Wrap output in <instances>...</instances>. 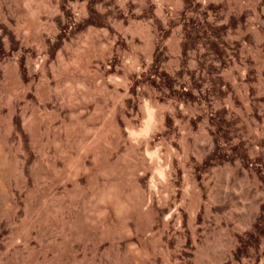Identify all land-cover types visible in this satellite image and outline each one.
<instances>
[{
  "label": "rangeland",
  "instance_id": "1",
  "mask_svg": "<svg viewBox=\"0 0 264 264\" xmlns=\"http://www.w3.org/2000/svg\"><path fill=\"white\" fill-rule=\"evenodd\" d=\"M33 1L36 5V0H10L14 14L11 29L20 25L19 34L27 37L29 44L35 47L37 33L26 24L27 16L21 13V9H28L27 6ZM125 1L100 0L101 12L92 9L91 21L83 18L79 25L71 12H59L55 19H61L59 22L63 19L65 27L60 29V33L56 27L48 31L56 47L48 64L54 63L59 50L65 61L67 57L70 59L73 52L81 55L76 66V77L84 80L82 82L86 89L79 92V96L77 94V109L74 107L77 111L86 110L82 117H89L85 120L91 132L89 137L93 135V129L109 117V120L117 121L124 137H129L124 129V115L139 112L143 116L141 104H159L163 108L167 116L166 125L158 133H152L150 138L153 135L152 144H170L174 153H180L186 159L184 165H180L179 159L172 160L176 167L173 182L177 184L174 183L177 191L173 201L177 200L168 203L173 205L170 209L161 204L158 195L144 201L140 189L147 177L138 174L142 162H137V155L132 151L134 145L130 147L121 138L117 142L113 125V130L111 125H106L109 128L104 126L102 145L104 172L100 173L95 165V151L91 150L88 154V165L93 167L92 170L89 168L86 192L87 237L80 242L79 239L75 240L76 243L69 241L76 248L77 255L74 253L75 256H71L66 252L67 241L63 240L56 227L49 230L55 215L52 212V217H46L43 210L44 182L40 184L44 178H34L36 175L33 173L27 184L30 188L24 185V193L19 189L14 191H18L15 196L19 206L16 209L0 189V257H4L6 264H174L176 261L180 264H200L196 237L202 236L210 228L219 227L226 230L229 241L225 253L226 264H252L253 259L256 261L253 263L260 264L264 255V0H198L199 3L197 0H185L184 6L179 0H164L163 12H159L156 0ZM127 12H130L129 15ZM38 15L40 22L43 19V24L46 15ZM240 22L243 23L241 26ZM66 27H73L72 35H65ZM148 28L153 32V40L159 48L156 58L149 54L147 40L144 39ZM89 30L96 31L97 36L91 35V38L89 35L91 45L88 44L90 48L87 54L85 50L81 51V47ZM65 44L69 46V51L65 50ZM41 54L36 57L38 61L44 59L45 53L41 51ZM86 55L91 57L87 56V59ZM0 58L1 72L10 71L12 64ZM218 67H221L220 71ZM95 76H100L105 84V96H99L101 98L92 93ZM112 77L116 78L115 81L110 79ZM232 97L236 105L231 103ZM0 99L3 101L1 106L4 105L0 114V141L5 136L6 144L10 142L14 147L0 144V150L11 155L20 148L12 136L4 135L9 129V112L4 102L6 98ZM246 100L250 108L245 104ZM98 103L101 113L97 116L94 110ZM113 108L116 111L111 113ZM76 130L77 133L80 129ZM61 146L59 150L63 148ZM6 147L11 148L10 153ZM17 154L9 156V160L10 157L18 159L22 152ZM158 155L155 148L145 151L149 165ZM27 166L31 175L32 163ZM35 180L40 182V187L42 185L39 192L34 189L38 187ZM95 180H98L97 187H102V195L99 194L103 198L99 200L101 203L97 201L100 190L97 191L99 188ZM187 181H193V185ZM185 185L192 189L196 185L201 189L199 206L202 205L197 215L190 205L195 201L192 200L193 192L200 191L195 186L197 189H193L191 199L185 203V194L179 191ZM33 190L34 195L28 193ZM76 196L75 200L80 201ZM176 204L181 205L178 210ZM118 205L122 207L121 210L124 209L122 212ZM142 208L144 211L150 208L151 221L149 217L147 221L143 214L140 217L139 213L144 212ZM151 208L155 211L152 212ZM132 211L133 214H130ZM175 214L181 217L178 227ZM162 221L169 224L165 222L162 225ZM17 238L24 245L18 262L4 256ZM129 240L135 245L130 248L131 251L127 247ZM262 258L264 260V256Z\"/></svg>",
  "mask_w": 264,
  "mask_h": 264
},
{
  "label": "bare ground",
  "instance_id": "2",
  "mask_svg": "<svg viewBox=\"0 0 264 264\" xmlns=\"http://www.w3.org/2000/svg\"><path fill=\"white\" fill-rule=\"evenodd\" d=\"M36 1H38V0H36ZM36 1H35V3H37L36 5L34 4V1L32 2L34 5L33 4L28 5L27 3H25L28 5V6L27 5L26 6L29 8L28 9H25V8L21 9V13H24L27 16L26 24L29 25L34 30L35 34L37 33V37L35 36L36 37L35 39L37 40V46L32 47L29 44V42L27 41V37L23 38L19 34V31L21 29L20 25L19 26L17 25L18 27L14 28L13 30L11 29V24H12L13 17H14L13 4H11L10 0H0V57H2L3 59H6L5 61H9V63L12 64L11 66L13 67L12 69L10 68V71H8V72H7V70H6V72H1V70H0V86H1L0 98L1 97L2 98L4 97V99L6 98V100L4 102L8 108V112H9L8 123L10 122L9 127H7L9 129H7V132L4 135H8L9 138H11L10 136H12L13 137L12 139H14L15 142L18 141V144H19L18 146L20 148V151L22 152V155H19V158H21V160H19V158L17 159L15 156H13L15 158L10 157L11 160H9V156H11L12 154L15 155L16 152L18 154H21L19 149L17 151L15 149L16 152L12 153L11 155H6L0 150V189H2L3 193L10 199V203L13 205V208L16 209L19 206L18 205L19 201L17 202V200H16L17 198L15 195H17L16 193L18 191L15 193L14 192L15 189L16 190L19 189L20 191H22V188H24V185H25V187L30 188L31 186L29 187L27 184L30 183V181H29V180H31L30 176H32L33 173L36 175V177H34L35 175L33 176L34 178L39 177L38 179H41V180L44 178L43 179L44 181L42 180L41 183L39 182L40 184H42L43 182L45 183V184L44 183L42 184L43 188H42V185L40 187L38 180L37 181L35 180L37 182L36 186H38V187H36V186L35 187L38 189H36V188H34V189L37 192H39L38 191L39 187L42 189H45V196L42 194L44 196L43 205L45 208L43 210H45L47 218L55 215V216H53V220H51V225L49 227L50 228L49 230H52L53 228L56 227L57 230L60 231V234L63 237V240L65 242L66 241L68 242V243L66 242V245H67L66 246V252H68V254L71 253L70 254L71 256H75L74 253L77 252V250H76V248H74L72 246L73 241H74V243H76V241L79 239V242H80L83 239L85 240L86 239L85 237H87L86 233H85L86 232L85 231V228H86L85 225H87L86 224L87 222H85L86 217H87L85 208H86V203H87L86 200H88V199H86V197H87L86 192L88 193L87 187L89 185L88 180H89L90 174L88 172L90 171V169L92 170V167H93L92 166L90 168L88 165V162H89L88 159L90 158V157H88V154H89V152L91 153V150L95 151V154H94L95 165L97 166L98 171L100 173L104 172L105 165L103 162L104 157L102 154L103 136H104V130H105L104 126H105V128H107L108 126L111 125V130L114 129L113 131L115 132L114 135L116 137L117 142H119L118 140L124 135L122 134L123 132L122 133L120 132V129H119L120 127L116 123L117 121H115V120L113 121L112 119L109 120L110 119V117H109V119H107V121H105L106 119H104V121H102L103 123L99 127H95V129H93V131H94L92 133L93 135L91 137H89L91 132H90L89 128H87L89 126L87 124H85V120H88L89 117H88V119H85L84 117H82L83 112L86 110L84 109V111H83V110L79 109L77 111L76 110L77 107L75 106V103L78 101L77 100L78 99L77 97L79 96L78 93L81 91L84 92L86 89L85 83L82 82L84 80L82 79V81H81L80 79H78L76 77V73H77L76 72V70H77L76 66H77V64H79L78 60H79V57L81 55H78L77 53L71 52L72 55L69 57L70 59H68V57H67L68 60L66 59V61H65V59L63 57L64 55L62 54L61 50H59L56 53V57H55L56 62L54 61V63L51 62V64H48V62L51 61V59L53 58V54L56 50V47L54 45V41H53V39H51V36L49 35L48 31H49V29L56 27V29L58 30V33H60V29L65 27V21L63 19H62V22H59V21H61V19L59 21L55 19L57 14L59 12H62V13L71 12L73 17H75V19H76V23L79 25V24H82L83 18L89 19V20L91 19L92 16L90 17V15L92 14V12H91L92 9L95 8V11H97L99 13L101 12L102 7H101L100 0H39L40 2H36ZM163 2H164V0H156V5H157L159 12H163V9H164V3ZM179 3L181 4V6H184L186 4V1L185 0H179ZM197 3H199V1ZM200 3L202 4V2H200ZM64 5H66V6H64ZM124 7L126 8V5ZM128 8H130V7H128ZM125 11H127V10H125ZM209 12H211V11H209ZM129 13L127 12V15H129ZM38 14H42V15L45 14L46 15V19H45V22H43V24H42L43 19L40 22L38 19V18H40V15H38ZM127 15H125V17ZM210 16H211V13H210ZM209 20H212V19H209ZM259 21H260V19H259ZM252 22H251V24H252ZM241 23L242 22L239 23L240 26L243 24V23L242 24ZM259 25H260V23H259ZM240 26H238V27L240 28ZM262 27H264V26H262ZM72 28L66 27L65 35L67 33V35L69 36L71 34L70 33L71 30H74ZM260 28H256V29L259 30ZM15 29H17V30H15ZM116 29H117V27H116ZM256 29H254V30H256ZM146 30H148V32L145 31L144 36H146V37L144 39L147 40V42H146V40H145V42H146L147 47L149 48V50H148L150 52L149 54L151 55V57L156 58L159 54V48H157V46L153 40V38H154L153 32L149 31L150 30L149 28ZM248 30H246V31H248ZM256 33L254 32V34H256ZM96 34H97V32L93 31V30L92 31L89 30L88 33H86L87 37L85 36V39L82 41L81 51L85 50L86 53L88 54L87 51L89 50L88 48H90L88 46L91 45L88 42V39H91L92 36L93 35L95 36ZM259 34H261V33L259 32ZM89 35L90 36L92 35L91 38H88ZM256 38H257V36H256ZM260 43H261V39H260ZM66 44H65V46H66L65 50L69 51L70 48ZM41 51H43L45 53V56L44 57L42 56L44 58L42 61H38V58H36V57H38V55L41 54ZM74 51H75V49H74ZM87 56L91 57L90 55H86L85 58H87ZM1 60L2 59L0 58V61ZM86 62L87 61H85V63ZM0 65H1V63H0ZM218 68H220L219 69V71H220L221 67H218ZM86 72L84 71V73H86ZM95 75H98V74H95ZM95 77H97V76H95ZM99 77L94 78L95 81H94L92 93L95 96H98V98H101L99 96L103 97V95L106 92V89H105V84L101 81V78H99ZM77 94H78V96H77ZM117 96H118V94H117ZM232 99H234V98L232 97L230 99L231 103L233 105H236L237 103L234 104L236 101L234 100L235 102L233 103ZM0 102H1L0 103V114H1V108H4V105L1 106V104L3 103V101L1 99H0ZM247 102H248V100L245 101V104ZM243 103H244V101H243ZM151 104L143 105V106H145V109L143 110L144 111V115H143L144 121L142 123V126L138 130L129 129L127 131L128 136L131 138H134L137 142H139L140 139L151 140V138L153 137V135H152V137L150 138L151 134L154 133L155 131H157V133H158V131L160 129L164 128L166 125L167 116H166V113L164 112L163 108L159 104H153V105H151ZM245 104H244V106H245ZM247 104H249V103H247ZM96 105H97V107H95L94 113L98 116L101 113V111H100L101 107H99V103ZM74 106L76 107V109ZM249 106L247 105L248 108H250ZM111 113H113V112H111ZM137 113H139V112H137ZM142 114H143V112H142ZM84 116H87V115H84ZM96 118L98 119V117H96ZM86 123H87V121H86ZM77 125H79L80 128L77 127ZM86 125H87V127H86ZM106 125H108V126H106ZM112 125H113V129H112ZM77 128L80 130H78V132L76 133ZM0 131H2V130H0ZM5 131H6V129H5ZM8 137H7V140H8ZM75 141H77L76 144H75ZM90 141H93V142H90ZM8 142H9V140H8ZM9 143H7V144L10 145V147L14 149V147ZM261 143H262V141H261ZM0 144L3 145L4 147L7 145L5 136L4 137L2 136V140L0 141ZM61 145L63 146V148H61V150H59L58 147ZM135 146L136 145H134V147ZM6 148H8V147H6ZM11 148H8L10 150L9 153L11 152ZM1 149H2V146H1ZM18 154H17V156H18ZM20 156H22V157H20ZM153 159H154V157H153ZM30 162L32 163V166L30 167V169H31L30 172L32 173L31 175L28 174L29 167L27 166L28 170L26 168V165H28ZM150 163H152V161ZM171 163L173 166L174 162L171 161ZM35 167L37 170L35 169ZM33 170H34V172H32ZM34 178H33V180H34ZM126 178L128 179V177H126ZM45 179H47V180H45ZM183 179H185V177ZM91 180H92V178H91ZM45 181H47V182H45ZM189 182H191V181H189ZM96 183H97L96 184V187H97L99 185L98 180L96 181ZM173 183H175V181ZM191 183L193 185V181ZM194 184H196V181L194 182ZM175 185L177 186L176 183H175ZM192 185H191V187H192ZM195 186L196 185H194V188L197 187V186L196 187ZM97 188H99V187H97ZM101 188H99L98 190L97 189H95V190L99 191ZM198 189L200 192H198V190H197L198 193L197 192L195 193V191L193 192V195L195 194L194 195L195 199L193 196L192 200H195V201H192V204L190 205V206H192V210H193L192 212L195 211V214L199 211V209H200L199 207L202 205V204H200V206H199V203L202 200L201 199V197H202L201 193L202 192H201L200 188H198ZM225 189H226V187H225ZM35 190L28 192V193L32 194L33 192H35ZM23 191H25V190H23ZM100 193L102 195L101 190L97 194L98 198H99L97 200L98 202L102 201L101 199H103V198H100V197H102V196H99ZM104 193H103V195H104ZM227 194L228 193H226L225 195H227ZM21 195H22V193H21ZM32 195H34V194H32ZM75 195H77L76 198L79 197L81 199V200L78 199L81 202L77 201V199L75 200V198H74ZM31 196H29V197H31ZM210 198H212V197H210ZM176 200L173 201V199H172L173 202H176ZM173 202H170V204ZM28 204H29V201H28ZM125 204H127V203H125ZM127 206H128V204L126 205V207ZM167 206H169V209L171 206L173 207V205L170 206L169 204H167ZM179 206H181V205H179ZM176 207L175 208L178 210L179 207L178 206H176ZM13 208H12V210L14 211L15 209H13ZM121 208L122 207L119 206V211L122 212L124 209L121 210ZM131 209H133V208H131ZM149 209L147 208L144 211L142 208L141 211L143 210L144 212L139 213L140 217L142 216L141 214H143L144 218L147 221H148L147 218L150 216V212H151ZM151 210H152V208H151ZM207 210H208V208H207ZM153 211H155V210H152V212ZM52 212H53V215H51ZM133 212L134 211H132L130 214H133ZM170 212L168 213V215H170ZM58 213H59V215H58ZM124 213L125 212H123V214ZM154 213H151V214H154ZM174 213H176V211ZM174 213H173V216H174ZM127 214H126V216L129 215V214L128 215ZM137 214H138V212H137ZM165 214H167V213H165ZM179 215H180V213H179ZM152 216L153 215H151V217ZM154 216H155V214H154ZM173 216H171V217H173ZM46 217H45V219H46ZM129 217L132 218L131 216H129ZM177 217L178 218H176V220H179V218L181 219V217H179V216H177ZM192 217H194V216H192ZM172 219H169V220H172ZM149 220H150V217H149ZM173 220H175V219H173ZM165 222H163L164 224H162V225H165L167 223V222L166 223ZM48 223H50V222H48ZM167 224H169V223H167ZM129 226H127V227H129ZM163 227H165V226H163ZM47 230H48V227H47ZM126 230H128V229H126ZM130 233H131V231H130ZM154 234H155V232H154ZM70 240H72V243L69 242ZM28 243L29 242H27V244ZM27 244H26V246H27ZM129 250H130V248H129ZM262 252H263V250H262ZM77 253H75V254L77 255ZM134 254H136V253H134ZM257 254L258 253H256V255ZM259 254H261L260 251H259ZM263 254H261V256ZM262 257H261V259L263 260ZM256 258L257 257H255V259ZM252 261L256 262L254 259ZM253 262H252V264H255ZM260 264H261V262H260Z\"/></svg>",
  "mask_w": 264,
  "mask_h": 264
},
{
  "label": "clouds",
  "instance_id": "3",
  "mask_svg": "<svg viewBox=\"0 0 264 264\" xmlns=\"http://www.w3.org/2000/svg\"><path fill=\"white\" fill-rule=\"evenodd\" d=\"M115 81V77L110 78ZM115 112V108L111 110ZM143 112V104H141V113ZM111 114V113H110ZM125 120V131L129 129L138 130L143 123V116L140 113L131 112L129 115H124ZM126 144L136 145L132 148V151L137 155V162L141 163V168L138 169V174H144L147 179L144 181V185L141 187L140 191L143 194L144 201L151 197H156L158 195L161 204L167 206L168 203L172 201L175 196V185L173 183V178L175 174V167L172 166L171 161L173 159H179L180 165L186 163L185 157L181 156L180 153H174L171 150L170 144H152L151 140L140 139L137 142L131 137H121ZM146 145L148 147L146 148ZM156 149L159 155L155 160L152 161L151 165L145 157V151H152ZM185 194V203L191 199L192 188L185 185L184 188L179 189ZM165 197L168 199L166 200ZM179 206V205H177ZM19 210V209H17ZM179 225V220H177V227ZM196 239L199 243L196 245L197 253L200 256V264H226L225 253L229 246L228 237L226 235V230L216 227L215 229L206 230L202 236H197ZM127 247H135L133 242L129 240L127 242ZM24 250V245L19 243V238L14 241L11 247L7 248L4 256L8 257L9 260L15 259L16 261L21 260V254ZM0 264H6L4 257H0ZM174 264H180L179 261L174 262ZM264 264V260L261 261Z\"/></svg>",
  "mask_w": 264,
  "mask_h": 264
}]
</instances>
